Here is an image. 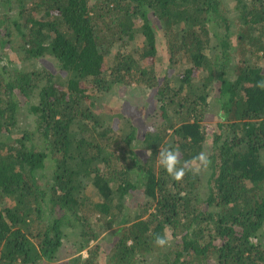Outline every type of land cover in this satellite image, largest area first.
I'll use <instances>...</instances> for the list:
<instances>
[{
    "label": "trees",
    "instance_id": "1",
    "mask_svg": "<svg viewBox=\"0 0 264 264\" xmlns=\"http://www.w3.org/2000/svg\"><path fill=\"white\" fill-rule=\"evenodd\" d=\"M233 2L0 0V264H264V0Z\"/></svg>",
    "mask_w": 264,
    "mask_h": 264
},
{
    "label": "rangeland",
    "instance_id": "2",
    "mask_svg": "<svg viewBox=\"0 0 264 264\" xmlns=\"http://www.w3.org/2000/svg\"><path fill=\"white\" fill-rule=\"evenodd\" d=\"M233 1H234V0H222L224 6H226V8H228V7H231V8H232V7L234 6V2H233ZM220 30H221V29H220ZM44 62L46 63V65H45V63H44L45 68L47 67L51 72H55L56 67L52 64V62H51L50 60H46V59H45ZM161 65H162V66H160L158 70L163 69L164 71H166V70H168V69H171L170 66H169V65L166 66L164 62H163ZM166 72H167V71H166ZM122 100H123V99H122L121 97H119V96L116 97L113 93H111V94H106V95L104 96V101L106 102V104H107L108 106H112V107H113V108H111V111H113L114 108H116L117 110H118V108H121V104H120V103H122V102H121ZM216 121H217V120H216V118H214V117H212V118L207 119V120L204 121L206 135L208 136L209 139H210L211 131H212L213 129H214V130L216 129V126H215ZM85 182H87V181L84 180L83 183H85ZM84 189H85V192H86V193L92 194V191H91V188H90V185H89L88 182L86 183ZM107 234H108V233H107V231H106V235H107ZM102 235H104V234L99 235L98 238H97L95 241H91V242H90L91 246H95V243H98V242H101L102 245H103L107 240H106L105 238H103ZM98 239H99V240H98ZM102 239H103V240H102ZM108 239H109V237H108ZM97 240H98V241H97ZM97 245H98V244H97ZM106 246H108V245H106ZM102 249H104V248H102ZM83 256H85V253H83Z\"/></svg>",
    "mask_w": 264,
    "mask_h": 264
},
{
    "label": "clouds",
    "instance_id": "3",
    "mask_svg": "<svg viewBox=\"0 0 264 264\" xmlns=\"http://www.w3.org/2000/svg\"><path fill=\"white\" fill-rule=\"evenodd\" d=\"M160 165L164 168V170L173 177L175 180H180L185 174V168L182 166H178L180 164L179 160V152L176 149L171 147L165 148L159 151ZM201 164H207V158L201 154L198 156ZM166 239L163 237H157L156 243L158 245H164L166 243Z\"/></svg>",
    "mask_w": 264,
    "mask_h": 264
}]
</instances>
